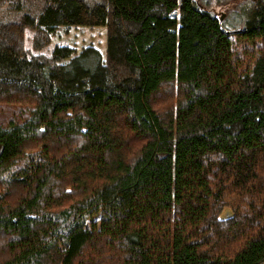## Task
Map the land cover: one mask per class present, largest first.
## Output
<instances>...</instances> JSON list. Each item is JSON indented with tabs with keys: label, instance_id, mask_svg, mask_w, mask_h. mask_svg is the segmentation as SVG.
Listing matches in <instances>:
<instances>
[{
	"label": "trees",
	"instance_id": "obj_1",
	"mask_svg": "<svg viewBox=\"0 0 264 264\" xmlns=\"http://www.w3.org/2000/svg\"><path fill=\"white\" fill-rule=\"evenodd\" d=\"M0 264H264V0H0Z\"/></svg>",
	"mask_w": 264,
	"mask_h": 264
},
{
	"label": "rangeland",
	"instance_id": "obj_2",
	"mask_svg": "<svg viewBox=\"0 0 264 264\" xmlns=\"http://www.w3.org/2000/svg\"><path fill=\"white\" fill-rule=\"evenodd\" d=\"M221 11H225L222 9ZM236 20V19H235ZM106 25H65L60 24L54 30L51 41L41 47L43 49H33L34 34L29 39L30 49L35 55L39 53L50 54L57 46H72L80 52L87 44H94L104 56L107 54L108 46ZM45 47V48H44ZM31 53V52H30ZM40 55V54H39Z\"/></svg>",
	"mask_w": 264,
	"mask_h": 264
},
{
	"label": "water",
	"instance_id": "obj_3",
	"mask_svg": "<svg viewBox=\"0 0 264 264\" xmlns=\"http://www.w3.org/2000/svg\"><path fill=\"white\" fill-rule=\"evenodd\" d=\"M224 17V14L222 15V18Z\"/></svg>",
	"mask_w": 264,
	"mask_h": 264
}]
</instances>
